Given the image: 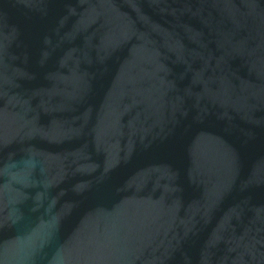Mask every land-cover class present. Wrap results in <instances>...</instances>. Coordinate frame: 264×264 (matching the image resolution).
Returning <instances> with one entry per match:
<instances>
[{
    "label": "water",
    "instance_id": "1",
    "mask_svg": "<svg viewBox=\"0 0 264 264\" xmlns=\"http://www.w3.org/2000/svg\"><path fill=\"white\" fill-rule=\"evenodd\" d=\"M0 264H264V0H0Z\"/></svg>",
    "mask_w": 264,
    "mask_h": 264
}]
</instances>
